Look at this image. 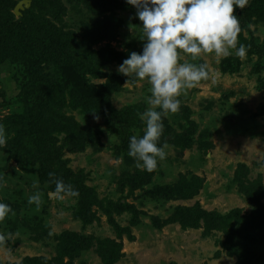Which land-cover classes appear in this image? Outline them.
<instances>
[{
	"label": "rangeland",
	"instance_id": "obj_1",
	"mask_svg": "<svg viewBox=\"0 0 264 264\" xmlns=\"http://www.w3.org/2000/svg\"><path fill=\"white\" fill-rule=\"evenodd\" d=\"M113 1L0 0V124L8 135L6 148L0 147V202L14 211L0 223V233L10 235L0 244V264H34L31 259L40 264H242L224 243L229 230L216 220L234 211L248 215L254 203L264 205V0L235 7L241 22L238 47H247L244 59L235 50L227 58L202 54L192 61L184 55L186 61L206 63L210 79L180 97L178 113L164 117L158 144L166 146L167 157L152 172L138 168L128 155L130 138L143 136L146 128L138 114L150 107L147 79L118 73L119 58L100 65L101 75L83 77L99 87L116 84L108 119L66 106L72 102L68 85L58 99L85 129L82 139L74 140L51 130L44 118L49 115L37 107L48 81L61 87L62 68L42 72L37 64L25 65L37 52L16 55L23 48L12 45L26 27L44 30L52 24L81 36L85 27L104 21L116 27V35L109 31L112 37L92 48L115 49L124 54L121 59L142 52L146 41L137 9L127 0L120 6ZM63 71L67 77L69 71ZM50 172L79 196L51 197L56 185ZM143 174H153L152 182L141 184L137 176ZM187 183L197 190L191 197H166L174 192L167 186ZM37 191L42 203L29 204Z\"/></svg>",
	"mask_w": 264,
	"mask_h": 264
},
{
	"label": "clouds",
	"instance_id": "obj_2",
	"mask_svg": "<svg viewBox=\"0 0 264 264\" xmlns=\"http://www.w3.org/2000/svg\"><path fill=\"white\" fill-rule=\"evenodd\" d=\"M251 0H127L137 9L136 15L143 22V36L146 41L142 52L132 51L118 66V73L147 79L151 95L147 104L150 107L139 113L145 122L143 136L130 138L128 155L136 161L141 170L152 172L159 161L167 157L164 148L158 144L164 132V117L169 113H178L181 99L188 90L197 87L202 81L210 79V70L206 63H194L184 60L190 55L196 61L202 54H215L227 58L233 54L241 59L247 55V47L239 44L241 33L239 16L234 14L235 7L245 9ZM215 82V81H214ZM159 109V110H157ZM7 130L0 124V147L6 148ZM56 185L51 197L64 200L65 195L78 197L79 191L72 185H66L49 173ZM0 187H3L0 181ZM38 187V182L34 184ZM29 204L39 206L42 197L37 191L29 197ZM10 214L14 215L10 203L0 202V223ZM51 234V233H50ZM10 235L0 233V244H6Z\"/></svg>",
	"mask_w": 264,
	"mask_h": 264
},
{
	"label": "trees",
	"instance_id": "obj_3",
	"mask_svg": "<svg viewBox=\"0 0 264 264\" xmlns=\"http://www.w3.org/2000/svg\"><path fill=\"white\" fill-rule=\"evenodd\" d=\"M123 1L124 0H114L113 2L115 6H120V3ZM36 10L39 12V8L36 7ZM40 16V14L36 16L37 22ZM46 27L48 28L44 30L38 28L34 31L26 27V33L23 35L19 33L18 37L12 40V45L16 47L21 46L23 48V51L17 49L16 55H27L30 54L31 50L37 52L34 57L29 56V60L27 58L25 65L30 66L31 64L33 67L37 64V67L40 68L42 72L51 70L54 66L62 68V73H60L59 76L62 81H58L61 87H54V83L48 81L49 85L43 90L42 96L40 95V104L38 103L37 107L40 109L42 108L41 115L44 113L49 115L44 118L46 123L51 127V130L56 131V133L65 132L68 136L67 138L72 137L75 140L80 137L81 133L85 132V129L75 122L70 115L64 112V105L66 102L63 98L59 101V93H63V97L66 96L64 91L68 89V85H70L71 89H69V91L72 102L67 103L66 106L74 109L79 108L82 111L84 110L86 114L90 113L92 115L91 117L107 118L114 111V109H111L109 101L111 95L114 93L116 84L112 82L109 83L110 85L104 84L102 87H99L96 84H90L89 81L83 77L91 73H94L96 76L99 74L101 75L100 65L113 63L118 58L120 62L124 61L125 58L121 59V56L124 54L112 48L107 50H96L92 48L93 45L98 44L102 40L112 37L107 34L109 31L113 30L115 34L116 27L104 21L95 23L91 28L85 27L84 33L81 36L74 30H66L64 26L57 27L52 24H47ZM11 29L16 30L17 26H11ZM31 36H33V38L35 37L36 40L30 43L28 40ZM77 64L82 67L77 69ZM63 70L69 71L81 78H79V80L78 78L74 79L69 72H67L66 77ZM62 84H65L64 88H62ZM51 113H53V115ZM80 139L82 138H79L78 141ZM81 147L82 146L78 148V146H75L74 150L81 149ZM47 151L49 150L47 149ZM24 155L26 158H30V156ZM39 155H41V153ZM152 178L153 174L149 176L147 174L137 176L141 184L152 182ZM190 184L191 183H187L185 188L178 187L179 189H177V187L167 186L175 193L172 192L173 194H171V192H169L166 194V197H170L171 195H173V197L175 195L180 197H191L197 190ZM185 191L189 192L186 193ZM248 195L250 202H252L254 198L250 196V193ZM255 205L254 203V208L248 215L240 216L234 211L229 215H220L216 220V223L226 225V229L229 230L228 232L226 231L227 238L224 243L227 244V247L231 250L234 249V251L239 254L242 264H264V205L260 208ZM65 238L66 237L63 239L64 241ZM59 256H63V252H61ZM40 260H43V256ZM44 261L49 260L46 258ZM29 262L40 264L35 263L33 259Z\"/></svg>",
	"mask_w": 264,
	"mask_h": 264
}]
</instances>
